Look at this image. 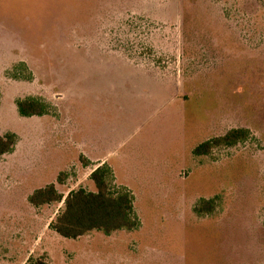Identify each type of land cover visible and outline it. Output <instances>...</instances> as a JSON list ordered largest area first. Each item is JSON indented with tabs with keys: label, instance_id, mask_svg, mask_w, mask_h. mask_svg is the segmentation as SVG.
I'll return each instance as SVG.
<instances>
[{
	"label": "rangeland",
	"instance_id": "1",
	"mask_svg": "<svg viewBox=\"0 0 264 264\" xmlns=\"http://www.w3.org/2000/svg\"><path fill=\"white\" fill-rule=\"evenodd\" d=\"M0 132V264H264V0H0ZM103 164L138 227L59 236L29 197Z\"/></svg>",
	"mask_w": 264,
	"mask_h": 264
},
{
	"label": "trees",
	"instance_id": "2",
	"mask_svg": "<svg viewBox=\"0 0 264 264\" xmlns=\"http://www.w3.org/2000/svg\"><path fill=\"white\" fill-rule=\"evenodd\" d=\"M17 109L24 117L43 116L48 114L49 105L41 99L29 97L18 100ZM249 135L247 129H232L222 137L201 143L195 147L193 154L207 156L215 148L244 142ZM16 144L17 137L14 134L3 135L0 132V158L12 153ZM110 178V168L103 164L90 175L96 192L78 189L64 197L57 191L56 186L51 184L36 190L29 197V202L34 207L63 202V209L51 223L50 228L65 239L75 240L94 231L109 236L116 231L134 230L139 222L134 210L133 197L127 190L113 191ZM203 206V209H197V212L209 214L213 202H205Z\"/></svg>",
	"mask_w": 264,
	"mask_h": 264
}]
</instances>
